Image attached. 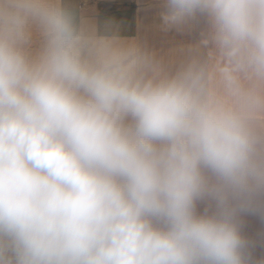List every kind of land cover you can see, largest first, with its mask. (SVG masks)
Here are the masks:
<instances>
[{
	"label": "clouds",
	"instance_id": "obj_1",
	"mask_svg": "<svg viewBox=\"0 0 264 264\" xmlns=\"http://www.w3.org/2000/svg\"><path fill=\"white\" fill-rule=\"evenodd\" d=\"M196 17L230 104L191 71L84 59L53 0H0V264H264L244 235L264 221V0H165L166 25Z\"/></svg>",
	"mask_w": 264,
	"mask_h": 264
},
{
	"label": "crops",
	"instance_id": "obj_2",
	"mask_svg": "<svg viewBox=\"0 0 264 264\" xmlns=\"http://www.w3.org/2000/svg\"><path fill=\"white\" fill-rule=\"evenodd\" d=\"M71 17L79 39L82 57L99 61L125 57L133 64V72L144 79L170 78V72L182 73L184 57L206 58L208 92L230 104L223 96L221 71L227 66L226 57L218 46L215 33L206 17H196L180 26L166 25L163 20L165 0H53ZM44 39L38 29L26 46L31 58H38ZM195 59H192L194 62ZM174 66L170 69L169 65ZM219 67V69H218ZM154 73L157 76H154ZM219 74V75H218ZM219 80V83H218ZM247 83L248 81H244ZM263 94V93H262ZM249 123L257 138V147L264 151V107L253 109ZM203 210V205L198 206ZM244 235L255 242L254 257L264 260V221L245 218Z\"/></svg>",
	"mask_w": 264,
	"mask_h": 264
},
{
	"label": "rangeland",
	"instance_id": "obj_3",
	"mask_svg": "<svg viewBox=\"0 0 264 264\" xmlns=\"http://www.w3.org/2000/svg\"><path fill=\"white\" fill-rule=\"evenodd\" d=\"M182 59H183L182 65L179 66L180 68L183 69V71H181V72L184 73V72L191 71L192 73L198 75L200 77V82L203 85L204 92L207 94V92H208V88H207L208 87V78H207L208 72H207V63H205L206 58H204L203 56H201V57H196L195 56V58L184 57ZM192 59H195V61L192 62ZM171 65L172 64L169 65V68L171 69L173 67V69H174V66H171ZM218 69H219V67H218ZM178 74H180V73H174L172 71V72H170L169 77L172 78V77H175ZM154 76L156 77L157 74L154 73ZM218 83H219V80H218ZM244 84H245L246 87H251V83L250 82H248V86H247L246 82H244ZM220 91L223 93V96H227L225 94L224 90H220Z\"/></svg>",
	"mask_w": 264,
	"mask_h": 264
}]
</instances>
